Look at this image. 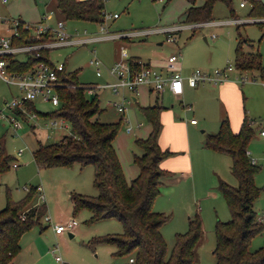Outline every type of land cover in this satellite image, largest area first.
<instances>
[{"label":"rangeland","instance_id":"rangeland-1","mask_svg":"<svg viewBox=\"0 0 264 264\" xmlns=\"http://www.w3.org/2000/svg\"><path fill=\"white\" fill-rule=\"evenodd\" d=\"M217 2L212 9V20L216 25L194 29H183L176 41L168 42L167 35L156 32L174 25H187L184 12L188 7L185 0H105L104 13L117 14L116 19H104L108 34L151 31L147 35L132 38L106 39L83 46H72L52 50L49 62L64 64L66 73H74L80 84L103 85L114 79L108 70L118 62L139 60L150 64L166 77H188L198 70L212 74L227 65L235 67L236 51L257 55L264 67V18L250 17L252 3L249 0H229ZM264 5V0H260ZM244 3V7L240 6ZM197 5L201 0H197ZM55 10V0L9 1L0 7L3 16H19L27 22H36L42 14ZM64 21L66 31L80 35L85 30L88 35L98 33L100 23L66 21L57 12L54 19ZM236 18L239 22H232ZM47 25V22H43ZM216 37L213 38L211 35ZM206 39V40H205ZM245 41V42H244ZM175 52H180L179 68L166 69L165 60ZM23 58V56H20ZM96 59L101 63L100 77L95 75V67L90 64ZM232 81L220 86L202 84L189 88L183 81V93L171 95L167 90L161 94L145 93L133 102L132 94L120 90L114 94L110 88L96 90V97L85 93L90 100L96 98L100 113L93 119L101 123H118L120 113L115 104L125 107L122 121L113 141V147L124 179L130 183L139 173L135 157H141L143 150L137 140H145L152 131V124L141 108L158 106L157 121L159 131L157 145L164 157L159 167L168 173L159 185V194L154 199L152 209L167 217L160 233L166 244L167 253L175 246V236L188 232V219L198 218L201 223V237L193 249L192 264H215V227L217 222H227L231 213L219 191L223 181L237 186L233 175L232 159L228 153L207 147L210 137L217 136L223 121H227L232 133L237 134L244 120L253 132L247 151L252 154L258 171L253 183L260 189L252 204L259 220L264 223V137L259 136L260 125L264 124V82L258 71L236 69ZM12 96L21 97L13 86L0 81V106ZM125 98V99H123ZM41 115L35 119L23 120L22 129L14 133L10 126L0 119V144L6 155L16 163L0 175V211L7 203H19L29 195V190L42 189L30 198L27 208H43L39 221L20 239V251L11 264H124L128 257H118L117 248L110 243L94 241L104 237H116L123 233L122 224L114 218L95 220L87 207H79L73 197H96L94 168L91 165L74 163L71 166H38L33 152L39 144H54L70 127L53 129L49 126L51 114L59 106L38 99L33 101ZM10 114V112H7ZM194 120L195 125L190 121ZM141 124L139 128L138 125ZM128 127L134 130L128 134ZM18 151H22L20 155ZM256 157V158H255ZM175 180L169 183V180ZM27 189V190H26ZM49 219V220H46ZM76 220L74 232L57 235L53 225ZM264 244V232L255 235L249 243V250L255 251ZM56 249L62 263L54 261L51 250Z\"/></svg>","mask_w":264,"mask_h":264},{"label":"trees","instance_id":"trees-1","mask_svg":"<svg viewBox=\"0 0 264 264\" xmlns=\"http://www.w3.org/2000/svg\"><path fill=\"white\" fill-rule=\"evenodd\" d=\"M185 1L188 4L185 21L190 24L211 21L215 3H230L229 0H202V4L197 5V0ZM249 1L252 3L249 16L264 18L261 1ZM104 4L105 0H55V10L66 21L102 23ZM258 25L264 26V22ZM46 55L47 51H44L43 56ZM35 61L32 59L27 64ZM130 61L135 64L136 60ZM26 65L19 64L16 69L22 70ZM235 69H256L264 82V67L258 56L243 54L240 47L236 51ZM59 81L65 84L57 90L60 105L50 117L66 120L70 132L54 144H39L33 152L35 163L47 168L74 163L93 166L98 195L89 198L75 196L73 200L77 206L90 209L95 220L114 218L122 224L120 236L100 238L94 244H114L118 257L133 258L132 263L127 261L124 264H192L193 249L201 237L200 220L188 219V232L175 236V246L169 254L160 233L167 217L152 209L160 183L169 176L159 167L164 157L156 140L159 107L141 108L152 124V131L147 139L137 140L143 150L141 157H135L139 173L127 183L113 147L122 117L118 123L94 120L100 109L96 96L90 100L85 97L88 86L80 84L74 73L61 74ZM252 137L253 132L246 120L237 134L231 132L227 121H223L218 135L207 141L208 148L230 155L231 170L238 182L235 187L223 181L219 183L231 219L216 224L215 264H264V244L255 251L249 250L251 238L264 232V223L252 208L260 192L253 183L258 168L247 155ZM11 160L0 144V175L12 166ZM37 188L29 190L28 197L19 203L9 201L0 211V264H11L20 251L21 237L38 223L43 214L42 207L27 208L32 194L38 192Z\"/></svg>","mask_w":264,"mask_h":264},{"label":"built area","instance_id":"built-area-1","mask_svg":"<svg viewBox=\"0 0 264 264\" xmlns=\"http://www.w3.org/2000/svg\"><path fill=\"white\" fill-rule=\"evenodd\" d=\"M9 1L11 0H0V7L6 5ZM240 6H244V3H241ZM55 13V10L45 11L38 21L27 22L19 16L6 17L0 12V81L17 88L21 96H12L9 101L4 100L1 102L0 119L4 120L14 133L22 129L23 120L40 117L41 114L36 111L33 101L41 99L49 102L54 107L60 105L57 90L65 85L59 81L60 75L65 73L64 64L49 62L48 54L50 51L59 46H83L106 39L132 38L152 33L147 30L126 34H108L104 27V19H116L118 15L108 14L106 16L104 14L98 33L88 35L84 30L82 34L74 36L66 31L64 21L56 18L54 24L50 23L55 17ZM44 21L47 22V25L43 24ZM209 22L174 25L156 32L167 35L166 40L173 42L175 41V34L183 29L216 25V23ZM211 37L215 38L216 36L212 34ZM44 51H47L45 57L43 56ZM20 56H23V58H20ZM180 58L178 54L169 56L166 59L167 68H173ZM32 59H36V61L27 64ZM134 63L120 61L114 64L108 70L114 81L103 85H89L86 88V93L95 96L96 90L110 88L114 94H118L120 90H126L132 96H136L141 86L148 87L151 92L157 94H161L166 90L174 96H180L183 93V78L166 77L151 66L142 64L139 60ZM19 64L27 65L26 68L17 70L16 67ZM90 64L95 67V75L100 77L101 63L93 59ZM235 70V67L231 65H227L222 70L215 69L212 74H205L196 70L186 77L185 81L191 88L206 83L221 85L230 80V75ZM114 107L120 114H125V107L122 104L114 103ZM7 112H10V114H7ZM123 120L128 122L125 118ZM67 123L63 118H56L50 121L49 126L53 129H66ZM190 123L195 124V121L191 120ZM126 132H132V127H128ZM259 134L264 137V124L260 125ZM21 153L22 151L17 152L18 155ZM251 163L254 164V161L251 160ZM17 166L16 163L12 164L13 168ZM37 191L40 193V200L43 201L42 189L38 187ZM46 220L49 219L46 218ZM76 226V220L72 219L65 223L54 224L53 229L55 234L61 235L65 232H74ZM56 252V249L51 250L54 261L62 263L61 257L56 255ZM128 262L132 263L133 258H130Z\"/></svg>","mask_w":264,"mask_h":264},{"label":"crops","instance_id":"crops-1","mask_svg":"<svg viewBox=\"0 0 264 264\" xmlns=\"http://www.w3.org/2000/svg\"><path fill=\"white\" fill-rule=\"evenodd\" d=\"M201 4H202V0H201ZM242 7H244V6H242ZM55 12H56V10H55ZM239 22L236 18H233L232 19V22ZM209 23H216V24H218V22H216V21H213V20H211ZM212 26V25H211ZM181 32V31H180ZM180 32H178V33H180ZM178 33H176L175 34V41H176V37L178 36L177 34ZM206 40V39H205ZM86 45H88V44H86ZM66 47H72V46H69V45H66V46H59V47H57V48H55V50L56 49H58V48H66ZM173 54H178V55H180V52H175V53H173ZM173 54H171V55H173ZM180 57H181V55H180ZM180 61H181V58H180V60L177 62V63H175L174 64V66H173V68H167V63H166V60H165V68L166 69H175L176 67L177 68H179V66L178 65H180ZM148 66H151L150 64H147ZM152 67V66H151ZM153 68V67H152ZM154 69V68H153ZM156 70V69H155ZM64 72L66 73V69H65V65H64ZM158 72H160V71H158ZM161 73V72H160ZM233 73H231V75H232ZM231 75H230V80L229 81H227V82H225V83H228V82H230V81H232V79H231ZM171 77H175V76H171ZM182 78V77H181ZM184 79V81H185V78H183ZM212 86H217V87H219L218 85H212ZM189 87V86H188ZM198 87V86H197ZM189 88H191V87H189ZM142 91L145 93V91L149 94V93H152L150 90H149V88L148 87H145V86H141L140 88H139V93H138V95H136V96H132V98H134V100L132 99V101L133 102H135V101H137V96H139V95H141L142 94ZM223 89H222V87L220 86L219 88H218V93L219 94H222L223 93ZM170 93V92H169ZM171 94V93H170ZM171 95H173V94H171ZM96 96V95H95ZM178 97V96H177ZM121 115V117H122V114H120ZM191 125H195V124H191ZM139 126V125H138ZM141 127V124H140V126H139V128ZM259 129H260V127H259ZM133 128H132V132H133ZM132 132H130V133H132ZM130 133H128V134H130ZM259 136H260V134H259ZM260 137H262V136H260ZM247 153H248V156H249V158H252V154L251 153H249L248 151H247ZM256 158V157H255ZM253 160V159H252ZM254 161V160H253ZM164 180V179H163ZM175 180L173 179V180H169V183H173Z\"/></svg>","mask_w":264,"mask_h":264},{"label":"water","instance_id":"water-1","mask_svg":"<svg viewBox=\"0 0 264 264\" xmlns=\"http://www.w3.org/2000/svg\"><path fill=\"white\" fill-rule=\"evenodd\" d=\"M134 100V98H132Z\"/></svg>","mask_w":264,"mask_h":264}]
</instances>
